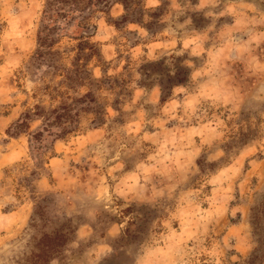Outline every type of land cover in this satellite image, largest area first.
Returning <instances> with one entry per match:
<instances>
[{
    "label": "rangeland",
    "instance_id": "374dc122",
    "mask_svg": "<svg viewBox=\"0 0 264 264\" xmlns=\"http://www.w3.org/2000/svg\"><path fill=\"white\" fill-rule=\"evenodd\" d=\"M45 2L0 0V264H264V0H106L77 38Z\"/></svg>",
    "mask_w": 264,
    "mask_h": 264
},
{
    "label": "trees",
    "instance_id": "16d2710c",
    "mask_svg": "<svg viewBox=\"0 0 264 264\" xmlns=\"http://www.w3.org/2000/svg\"><path fill=\"white\" fill-rule=\"evenodd\" d=\"M106 0H46L41 11V23L43 28L57 26L62 20L63 23L71 20L73 36L77 38L85 37L93 32L94 25L89 22L92 13ZM107 5V2L105 3ZM104 5V6H105ZM85 11L89 12L85 15ZM44 38V37H43ZM42 38V40H44ZM74 233L73 229L70 230ZM54 236H46V242H42L39 246V253L34 256L44 262H47V257L50 251H55L56 247L61 248L68 243L70 236L60 234L55 230ZM61 240V242H59ZM51 245V246H50ZM59 250V249H58Z\"/></svg>",
    "mask_w": 264,
    "mask_h": 264
}]
</instances>
